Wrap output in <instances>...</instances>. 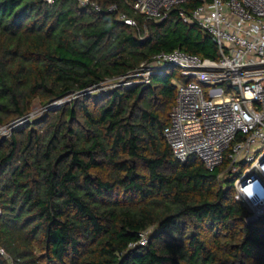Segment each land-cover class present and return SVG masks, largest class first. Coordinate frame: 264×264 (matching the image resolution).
<instances>
[{
    "label": "trees",
    "instance_id": "1",
    "mask_svg": "<svg viewBox=\"0 0 264 264\" xmlns=\"http://www.w3.org/2000/svg\"><path fill=\"white\" fill-rule=\"evenodd\" d=\"M90 1L99 9L0 0V126L24 119L36 99L120 80L161 51L219 57L213 37L180 16L203 0L162 21L130 0ZM174 80L185 78L171 66L150 84L84 94L0 133V245L11 257L0 264H264V215L249 222L233 178L195 155L177 159L164 136Z\"/></svg>",
    "mask_w": 264,
    "mask_h": 264
},
{
    "label": "built area",
    "instance_id": "2",
    "mask_svg": "<svg viewBox=\"0 0 264 264\" xmlns=\"http://www.w3.org/2000/svg\"><path fill=\"white\" fill-rule=\"evenodd\" d=\"M80 1L99 9L95 2ZM185 2L130 0L136 12L157 21ZM180 16L213 37L219 57L180 48L161 51L117 82L150 84L153 75L179 68L185 80H174L177 94L165 138L177 159L195 155L207 169H221L218 179L233 178L235 200L250 211L249 222L257 220L264 215V0H203L190 11L181 8ZM121 18L136 24L126 13ZM147 241L146 231L138 243ZM0 254L11 262L1 245Z\"/></svg>",
    "mask_w": 264,
    "mask_h": 264
},
{
    "label": "rangeland",
    "instance_id": "3",
    "mask_svg": "<svg viewBox=\"0 0 264 264\" xmlns=\"http://www.w3.org/2000/svg\"><path fill=\"white\" fill-rule=\"evenodd\" d=\"M118 84L117 80H108L102 83L100 86L95 87L91 90L85 91L83 93H75L67 96L65 99H61L58 101L51 102L50 104H45L41 102L39 99H36L33 103L31 111L28 115L21 119L20 121L14 123L12 126H0V133L3 135H8L12 128H17L25 122H35L37 120L43 119L46 114L53 110H58L63 107L65 103H71L72 101L80 98V96L84 94H94L97 96L103 95L106 91L114 88ZM121 85H126L124 80L120 82ZM128 86V85H127Z\"/></svg>",
    "mask_w": 264,
    "mask_h": 264
}]
</instances>
